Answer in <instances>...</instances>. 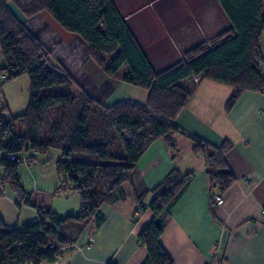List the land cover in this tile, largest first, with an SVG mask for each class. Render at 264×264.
Instances as JSON below:
<instances>
[{"label": "trees", "instance_id": "16d2710c", "mask_svg": "<svg viewBox=\"0 0 264 264\" xmlns=\"http://www.w3.org/2000/svg\"><path fill=\"white\" fill-rule=\"evenodd\" d=\"M216 2L229 26L157 71L114 0H0V85L24 74L29 78L23 113L10 116L0 102V184L8 183L38 215L27 224H6L0 217V264L55 263L62 247H71L90 223L93 230L100 227L102 204L125 199L123 187L131 183L132 171L148 148L157 140L172 146L175 133L190 139L192 153L203 157L213 210L214 195L222 196L235 181L224 158L233 143L225 140L214 146L175 124L195 89L194 83L180 81L198 77L231 86L226 111L243 92L264 93L260 49L264 0ZM10 7L26 18L48 13L62 29L86 44L90 60L107 76L113 77L124 67L120 81L145 89V102L122 100L104 106L91 98L64 67L53 62L49 51ZM50 149L60 152L54 163L58 190L73 191L79 197L76 214L58 217L51 209L32 206L17 176L20 163L8 158L22 155L31 164L37 154ZM189 180L190 174L173 168L148 192L135 197V203L144 207V196L151 195L147 207L152 218L138 233V242L146 251L141 264H174L160 237L170 209ZM70 222L75 225H67Z\"/></svg>", "mask_w": 264, "mask_h": 264}, {"label": "crops", "instance_id": "0c3cea01", "mask_svg": "<svg viewBox=\"0 0 264 264\" xmlns=\"http://www.w3.org/2000/svg\"><path fill=\"white\" fill-rule=\"evenodd\" d=\"M147 1L146 5L139 6L143 2L114 0L157 71L175 63L182 51L229 26L216 0L212 3L218 11L217 17L212 11L207 13L209 23L214 26L205 29L199 25L195 30L192 26L193 31L183 23L174 27L168 25L172 21L168 17L164 21H161L162 17L155 20L157 13L151 9L160 0ZM198 2L205 5V0ZM10 9L49 51L53 62L64 67L91 98L104 106L122 100L145 102V89V93L138 92L140 99L112 100L124 82L108 77L90 60L86 44L75 34L62 29L48 13L26 18L15 8ZM260 49L264 57V37ZM122 70L123 76L125 68ZM209 81L202 79L195 83L193 77L180 81L194 83L195 89L177 115L175 124L214 146L225 140L233 143L224 158L235 181L222 195L223 203L210 209L203 157L192 153L190 139L175 133L172 146L157 140L148 148L132 171L131 183L123 187L125 199L110 205L102 204L100 212L104 221L100 227L93 230L92 226H87L71 247H62L53 264H141L146 251L138 242V233L152 218L147 207L151 195L144 196V207L135 203V197L148 192L173 168L182 174H190L186 189L169 211L160 237V244L174 264H218L220 261L221 264H264V93L243 92L226 111L224 106L232 93L231 86ZM1 90L5 97L3 88ZM2 104L10 110L6 98ZM72 214L76 213L63 216L56 213L58 217ZM33 218L35 221V216ZM70 224L74 223L67 225Z\"/></svg>", "mask_w": 264, "mask_h": 264}, {"label": "rangeland", "instance_id": "374dc122", "mask_svg": "<svg viewBox=\"0 0 264 264\" xmlns=\"http://www.w3.org/2000/svg\"><path fill=\"white\" fill-rule=\"evenodd\" d=\"M136 1L137 3L143 2L139 3V6L146 5L149 2L147 0ZM198 1L199 0H160L153 5L151 11L157 13L155 20L159 19V17H162L161 21H164L167 17L172 19L168 25H172L173 27L183 23L182 25L189 26L190 30H192V26L193 30H195L194 28H198L199 25L205 29H211L214 25L209 23L207 13L212 11V15L217 17L218 11L216 8H213L215 5L212 3L214 1L205 0L204 6ZM164 2H169L170 5ZM138 5H136L135 8ZM216 26L220 27L217 23ZM214 34L215 33L209 35L207 38L212 37ZM205 42H208V39H206ZM183 52L184 51L180 54L181 57ZM109 57V55H105L104 58L107 60ZM0 60L3 65L1 53ZM120 70L117 75L110 78L121 80L123 70L122 68ZM1 88H3L5 97L2 95ZM28 88L29 78L25 74L10 82L1 84L0 102H3L4 98L7 99L8 104H10V110H8L10 116H17L25 111L28 101ZM138 92H141L140 94L145 93L142 88L124 83L116 90L112 100L123 97L126 99H140ZM18 129H20L19 126L17 127V130ZM59 155L60 152L56 149H50L46 154H37L33 163L17 165V176L23 191L29 195L32 206H45V208H50L55 211L59 216H63L68 213H77L79 197L77 193L73 191L58 190L59 182L55 173L54 163L59 158ZM1 173L2 170L0 169V175ZM0 215L3 217L2 220L6 224H13L16 222L27 224L33 221L34 216L35 220L38 218L34 208L25 204L8 183L0 184ZM89 225L90 227L92 226L91 223Z\"/></svg>", "mask_w": 264, "mask_h": 264}, {"label": "built area", "instance_id": "2783aa9c", "mask_svg": "<svg viewBox=\"0 0 264 264\" xmlns=\"http://www.w3.org/2000/svg\"><path fill=\"white\" fill-rule=\"evenodd\" d=\"M3 79H5V76L1 75V80H3ZM193 80L195 83H197L199 81V78L193 77ZM8 158L11 160H14L20 164H27L28 163L27 159L22 155H9ZM213 199H214L215 205H221L223 203V198L219 194H215Z\"/></svg>", "mask_w": 264, "mask_h": 264}]
</instances>
